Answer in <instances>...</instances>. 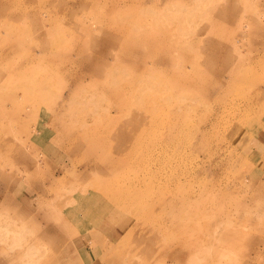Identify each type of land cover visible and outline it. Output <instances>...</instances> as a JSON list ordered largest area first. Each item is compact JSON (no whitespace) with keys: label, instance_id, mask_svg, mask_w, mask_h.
<instances>
[{"label":"rangeland","instance_id":"1","mask_svg":"<svg viewBox=\"0 0 264 264\" xmlns=\"http://www.w3.org/2000/svg\"><path fill=\"white\" fill-rule=\"evenodd\" d=\"M156 1L0 0V38L10 36L22 40L23 48L34 49L36 67L21 78L40 80L44 88L40 92L39 85L34 86L41 96L16 89L19 75L13 65H20L24 55L14 53L11 41L0 43V138H9L16 145L12 149L0 147V174L10 176L8 180L0 178V201L35 215L45 231L50 223L44 219L48 210L38 205H49L50 218L57 220L51 223L66 234L67 210L74 209L76 219L78 206L86 205L83 200L92 192L91 187L121 195L124 186L116 180L102 182L98 169L87 172L94 166L88 153H75L61 146L60 125L53 126L54 131L49 127L47 132L45 128L55 117L70 128L88 124L87 129L96 128L111 141L96 148L95 153L117 157L112 126L122 123L142 131L140 138L121 152L125 157H139L142 163H124L115 166L116 171L125 176L149 171L151 176L140 182L150 202L159 205L157 199L163 195L175 200L173 207L160 209L148 225L185 221V234L177 226L163 229L160 243L150 246L156 249L149 255V264H176V253L171 251L161 260L160 248L173 246L178 251L176 245L183 240L191 245L200 242L187 254L186 262L199 255L201 249L211 248L207 264H264V219L250 215V210L257 207L264 213V106L254 107L248 115L236 114V119L245 124L238 127L236 138L235 124L226 128L220 126L221 121L215 122L217 112L227 119L231 102L244 100L257 86L249 77L230 81L225 76L223 82H218L215 72L224 68V56L232 54L241 62L251 61L257 66L256 82H264V0ZM106 5L111 10L109 14L105 13ZM32 18L36 23L31 22ZM72 37L77 40L74 49L70 47ZM37 38L39 41H35ZM92 40L95 45H91ZM57 47L60 52H56ZM212 50L215 58L204 65L206 53ZM8 51L11 53L5 60L3 55ZM69 54L83 57L81 68L90 74L78 71V80L73 81L63 67ZM242 67L241 64L237 69H248L246 65ZM174 73L181 74L184 81H192L189 87L196 88V93L173 90ZM198 88L203 89L200 92ZM62 94L66 99L69 96L63 108ZM120 100L126 102V109L118 110ZM33 134L36 136L32 140ZM239 137L242 142H238ZM19 145L25 146V155L30 159L39 155L38 168L21 157L17 159L13 150ZM54 173L58 180L50 184ZM78 175L87 176L76 179ZM156 184L160 188L153 197V191L147 188ZM187 194L192 195L191 202L177 203L178 196ZM107 210L115 219L129 221L116 206ZM78 220H84L83 216ZM69 222L73 223L72 231L80 230L78 222ZM91 226L86 231L93 233ZM80 234L81 240L90 241L87 233ZM89 241L90 253L94 251L96 256L104 252L96 240L97 251ZM127 245H121L123 251ZM52 249V253H58L61 248ZM136 261L147 264L142 257ZM0 264L9 262L0 260ZM96 264H102L99 258Z\"/></svg>","mask_w":264,"mask_h":264},{"label":"bare ground","instance_id":"2","mask_svg":"<svg viewBox=\"0 0 264 264\" xmlns=\"http://www.w3.org/2000/svg\"><path fill=\"white\" fill-rule=\"evenodd\" d=\"M160 1L161 0H157L156 4H159ZM106 7L108 9L105 13L109 14L111 12V10L109 9V7L107 5H106ZM16 17H17V15H16ZM14 18H15V16H14ZM14 20H17V19H14ZM31 22L36 23V21L34 19ZM37 22H38V19H37ZM72 28H73V26H72ZM15 29H16V25H14V27L12 26V32H14ZM203 30L204 29H202L199 32V34L202 33ZM34 32H37V31L34 30ZM3 39L7 40V41H4L0 38V43H6L8 41H11L10 44H11V48L14 51V53L24 55L23 62L20 65L19 64L13 65V68H15L16 74L19 75L18 76L19 80L17 81L18 84H16V89H22L25 93L30 94L32 96V94L33 95L38 94L33 89H34L35 85H39V91L44 92V88L40 87V85H43L42 81H40V80L35 81L34 79L26 81V79L21 78V77L29 76V73L31 72V70L36 67L35 64H37V63H35V59L37 56L35 54L34 49L31 50V49L23 48L24 42L22 40L19 41L15 38H11L10 36H8L7 38H3ZM34 39H36V38H34ZM74 40H76V39L74 37H72V43H71L72 45L70 47L73 49H74V46L76 45V44H74L75 43ZM35 41H39V38H37V40H35ZM95 44H96L95 41L92 40L91 45H95ZM52 51H54V50H50L48 52H52ZM60 51H61L60 47H57L56 52H60ZM10 53H11V51L6 52L3 55V59H5V60L8 59L10 56ZM215 54H216L215 50L210 51L209 54L206 53L207 57H206V59L203 60L202 63L204 65H208L215 58ZM1 55L2 54L0 52V56ZM147 57L151 58L150 54ZM158 58L161 61H165V59L162 57H158ZM224 59H225V65H223L224 68L222 69V67H221V68H219L220 71L215 72V78L218 82L219 81L223 82L222 80H224L225 76H227L230 81L239 80L242 78H248L249 77L251 84L257 85L255 89L249 91L248 94H246V96L244 97V100L231 102V104H230V110L231 111L230 112L233 115L230 113L227 119H223L224 116L222 114H220L219 112H217V115L215 117V122L221 121L220 126L223 125L224 127L228 128V127H231L235 124L237 127L233 131V134H234L233 137L236 138V137H238V131H239L238 127H242L245 125L242 120L236 119L237 118L236 114L248 115V114L252 113L253 109L257 108L258 106H262V105L264 106V82H262V81L256 82L254 68H256L257 66L255 67V65H252L251 61H249L248 63L241 62V61H239L238 58H235L232 54H228L227 56H224ZM89 61L90 60H87L88 63H89ZM241 64L243 65V67H244V65H246L248 67V69L246 71H244L245 68H244V70H242L240 68L237 69L238 67L241 66ZM119 65L123 66L121 64H119ZM83 66H84L83 57L74 58V56H72L70 54L68 56H66L65 65H63V67H65L67 70V74L70 76V78L73 81H74V79L78 80V71L86 73L88 75L90 74L88 71L81 68ZM263 70H264V67H263ZM258 71H259V69H258ZM259 72H261V69ZM171 76L176 78L174 80L170 79L171 85L173 86V90L179 91V90L183 89L189 93L195 92L196 88L189 87V85L194 84L192 81H190V82L184 81V77H182L181 74H178V73L171 74ZM173 82H175V83L173 84ZM203 86L209 87V84H203ZM202 89L203 88H198V91L201 92ZM212 89L213 88L210 89V92L212 91ZM38 95H40V94H38ZM61 99L63 101L61 107L63 108V107H65L66 102L69 101V96L66 99L64 94H62ZM65 99H66V101H65ZM120 109L121 110L126 109V102L123 100L119 101L118 110H120ZM226 114H228V113L225 112L224 115L226 116ZM241 117H242V115H241ZM60 119L61 118H59V117H55V120L50 124V126H47L45 128L47 130V132H49V127L52 128V129H50L51 131H54L53 126H55V125L59 126L60 125L61 128L59 129V132H58V135L60 133L62 134V135H59V139H58L60 145L61 146H64V145L68 146L71 150H74L75 153H78L81 151L88 153V156H89L88 160L90 162H92L91 164H94V166L88 167L89 169H87L88 170L87 172H89V171L92 172L93 170L98 169V172H101V176L103 178V180L101 178L102 182L107 183L109 180H116L117 182L121 183L124 186V191L122 192L121 195L111 194V192H109V191H106L104 189L99 191V187L93 188L90 185L92 192H90V194H87L88 195L87 200H83V202L86 203V205H79L78 206L79 212L77 211L78 213L75 216L76 219H74V209L73 210H67L68 211L67 215L64 216V219H65L64 223L66 225L68 223V226H69L67 228L68 231H66V234L64 232H62V230L60 231L58 225L52 224L51 222L50 223L46 222L48 224H47V230L44 232L45 236L48 239H50L52 246H56V247L61 248L58 253H55V252L51 253V256L49 258V264H96V259H98V258L102 262V264H140V263H137L136 259H138V258L140 259L142 257L145 259L146 262L150 259L149 255L154 253V250L156 249L155 248L154 250H152L151 247L155 243L156 244L160 243L159 242L160 234H162V232L164 231L163 230L164 228H166V227L169 228L170 226H174V227L177 226L181 232H183L184 234L186 233V231H185L186 227L184 226L185 221H183L184 223H182V222H176L175 223V222H168V221L165 222L164 221L165 222L164 224L161 222L162 224L157 223L158 225L157 224L152 225V226L148 225L152 221L153 216L156 215V213L160 209L164 211L166 208H168L170 205H172L175 201L174 198H170L166 195H163V197L160 198L159 194L157 193V195L159 196L158 197L159 199H157V203L159 205H157L156 203L150 202V198H148V195L144 194L143 186L141 185V182L144 181L146 176H151L149 171H146L143 174H137L135 176H128V175L125 176V175L119 174L115 169V166H119V165L124 164V163L141 165L142 159H140L139 157H136V156L135 157H125L121 153L123 150L128 148L133 142L137 141L140 138V135L142 133L141 130H138L135 128L124 127L122 123L117 124V126H112L115 128V132H114L113 137H114V140H115L116 145H117V147L114 146L113 149H116L118 156L117 157L113 156V155L106 156V155H100V154L95 153L96 148L105 147L106 145L110 144V142H111L108 140L107 137H104V136H102V134H100L102 132H99L96 128L87 129V126H89L88 124H84V125H82L81 128H78V129L77 128H70V127H68V125H66L64 123L62 124V121ZM234 119H236V120H234ZM255 120L258 121L256 118H255ZM111 122H112V119L110 118V120L107 123L108 129H110L109 125ZM223 126H222V128H223ZM38 129L40 130L41 128H38ZM35 136H36V134L32 135V140L34 139ZM51 140L54 142L55 139H51ZM242 140H243V138L239 137L238 142H240V141L242 142ZM14 145L15 144L13 143V141L10 140L9 138L5 139V140L2 137L0 138V147H5V148L11 147V149H12V148H14ZM19 147L17 146L16 149L13 150L17 159H19L21 157L20 160H23L27 164L37 165V168H38L40 166L39 155L37 154L35 159H30L28 156L25 155V152H24L25 146L19 145ZM72 161H73V159H72ZM80 162H81V160H80ZM16 171H17V169H16ZM93 173H95V172H93ZM80 175L74 176V177H76V179H84V177L87 176L88 173H87V175H82V176H80ZM9 177L10 176L0 174V178H2V179L8 180ZM57 180H58V178L56 177V175L54 173V175L52 176V178L50 180V184H54ZM133 182H135V184ZM165 185H166L165 188L168 187V183ZM71 186H73V185H71ZM45 187H47V186H45ZM45 187L43 188V190L45 189ZM158 188H160V186H159V184H156V185H152L151 187L147 188V190H152L153 191L152 196L154 197L156 189L158 192ZM70 192H71V190H70ZM36 193H40V191L37 190ZM101 199H102V201H100ZM191 200H193L192 195L187 194V195H183V196H178V198H177L178 202L177 203H181L182 205H184V204H187L188 202H191ZM195 200L198 201V200H200V198H195ZM154 202H156V201H154ZM111 206H116L121 211H123L125 213V215L127 214L129 221L124 222V221L117 220L114 217L110 216L111 212L107 209L110 208ZM172 207H173V205H172ZM56 208H58V207H56ZM139 210H141V212H139ZM60 211H62V210H60ZM60 213H62V212H60ZM79 216H83L84 220H81V221L78 220ZM59 218H60V216H59ZM44 219H45V221H48L47 216H45ZM50 219H52V218H50ZM70 220H73L75 223L78 222L76 224L80 225V230H75V231L73 230L72 231L71 225L73 223L72 222L70 223L69 222ZM153 220H154V218H153ZM82 223H85L86 226L83 225ZM89 224L92 225L91 227L93 229H95V231L93 233L90 232L89 230L86 231V229H89ZM61 226L63 228V225H61ZM70 227H71V229H70ZM54 229H57L58 231L54 230ZM96 230H98L100 233ZM81 232L87 233L86 236L90 237V241L89 240H86V241L81 240L80 236H79V234ZM88 233L91 234L92 236H90ZM233 234L235 236L238 235L236 232H233ZM230 236L235 237L232 234ZM161 237H162V235H161ZM95 240H96V242L100 243L102 247H104V250H103L104 252L101 255L97 253L95 256L94 251H92L91 253L89 251L87 241H89L92 244L93 249H95L97 251L98 248L95 247V245H96ZM123 243H128V245L126 246L124 251L121 248V245ZM199 243L200 242L198 241L196 244L191 245V244H188L187 242H185L183 240L182 242H179V244L176 245V246H179L178 251L174 250L175 248L173 246H167V247L162 246V248H160V250H161L160 253H162V255L159 258L162 260V259L169 257V254L172 251L171 254L176 253V255H177L175 257L176 264H186L187 254L191 253L193 249L197 248V244H199ZM149 247H150V249H149ZM171 247H173V248H171ZM167 248H171V249H169L168 254L164 258H162L163 255L165 254ZM187 251H188V253H187ZM185 253H186V255H185ZM148 262H147V264H149ZM218 264H220V263H218Z\"/></svg>","mask_w":264,"mask_h":264},{"label":"clouds","instance_id":"3","mask_svg":"<svg viewBox=\"0 0 264 264\" xmlns=\"http://www.w3.org/2000/svg\"><path fill=\"white\" fill-rule=\"evenodd\" d=\"M38 208H47L48 221L56 222L50 219L49 205L40 204ZM250 215L257 220L264 219V213L258 207L250 210ZM44 232V225L35 215L25 213L18 205L0 201V260H7L9 264H49L52 246ZM212 251L203 248L186 264H207Z\"/></svg>","mask_w":264,"mask_h":264}]
</instances>
